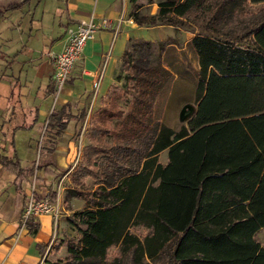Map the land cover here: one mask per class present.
Returning <instances> with one entry per match:
<instances>
[{
  "label": "trees",
  "instance_id": "obj_1",
  "mask_svg": "<svg viewBox=\"0 0 264 264\" xmlns=\"http://www.w3.org/2000/svg\"><path fill=\"white\" fill-rule=\"evenodd\" d=\"M130 3L129 17L139 26L177 29L193 21L205 30L191 39L195 107L179 129L153 120L172 77L161 62L172 39H129L118 70L126 68L125 86L133 92L117 124L122 136L105 139L115 130L114 105L90 115L73 177L78 183L91 177L97 188L67 189L87 203L68 222L84 227L77 240L66 241L64 259L46 264H264V245L255 239L264 228V6L246 11L264 0H147L158 10L145 15L138 0ZM12 7L0 6V14ZM154 43L157 63L142 69L134 53L144 46L153 54ZM71 116L64 108L52 112L48 126L59 134ZM0 163L19 178L32 172H22L14 157L1 156ZM131 225L151 232L140 239ZM111 246L119 254L109 261Z\"/></svg>",
  "mask_w": 264,
  "mask_h": 264
},
{
  "label": "crops",
  "instance_id": "obj_2",
  "mask_svg": "<svg viewBox=\"0 0 264 264\" xmlns=\"http://www.w3.org/2000/svg\"><path fill=\"white\" fill-rule=\"evenodd\" d=\"M7 5L13 7L0 14V157H14L22 172L31 167L32 172L19 178L0 163V264H44L53 256V242L67 229L66 217L76 199L65 201L69 187L64 182L69 178L62 173L75 157V130L111 90L129 39H137L132 37L133 31L143 27L173 30L172 35L157 41L172 39L161 53V62L174 76L178 73L173 71L169 53L191 46L195 33L187 35V30L170 25L135 24L129 17L130 0H0V6ZM90 18L97 23L107 18L109 26L86 42L81 59L54 102L48 53L62 50L68 27ZM175 34H184V46L178 47ZM179 107L181 113L185 104ZM62 108L72 116L62 132L54 131L49 137L46 131H53L49 116ZM82 112L86 114L83 121L79 118ZM21 146L25 147L22 153ZM35 146L38 155L33 160ZM24 153L26 163L22 162ZM31 195L35 199L49 196L53 211L24 222L25 204ZM31 225H37V230Z\"/></svg>",
  "mask_w": 264,
  "mask_h": 264
},
{
  "label": "rangeland",
  "instance_id": "obj_3",
  "mask_svg": "<svg viewBox=\"0 0 264 264\" xmlns=\"http://www.w3.org/2000/svg\"><path fill=\"white\" fill-rule=\"evenodd\" d=\"M139 4H142L143 7L140 9V12L142 14H149L153 12H157L158 7L156 3L148 4L147 0H138ZM264 6V3L260 4H250L246 11L254 13L261 9ZM180 29L187 30V35L191 33H198V32H205L203 27L201 25H198L196 23H193V21L187 22L183 21L179 24ZM173 30L170 27H159V28H138L135 29L132 33L133 38H137V40H147V41H157L165 39L167 36L172 35ZM184 34L181 35L183 37ZM178 34H175V39L179 41V46H184V37L181 38ZM157 44L154 43L153 47V54L148 55L147 50L144 46H141L140 52L134 53L135 59H140L139 63L142 69H145L147 67H151L157 63V58L155 55H157L156 50ZM185 48L183 50H180L178 53H175L171 51L169 53V58L173 61V71L178 73L177 76H174L172 74L171 79L168 81V83L165 85V87L162 89V93L157 98L155 106L152 111L153 120H163L164 124H168L173 127H179L182 124L186 123V118L190 115L191 109L195 106V98H194V86H195V80L196 77V69L198 67L196 56L194 51L192 50L191 46L185 45ZM155 51V52H154ZM148 57V58H147ZM146 59H149V63H147ZM172 72V71H171ZM129 76L128 71L125 67H122L119 72H117V79L115 83L113 84L110 93L106 96H104L100 103L101 106L98 108H110L112 105H114L113 112L116 114L114 118L111 119V126L114 127L115 130L111 132L108 136L105 137V139L109 143H114L117 140L120 139L122 136V132H119L118 130V123L120 122L121 118L124 117V115L128 112V101L131 99V95L133 92L128 90V88L125 86V77ZM66 83L64 84V86ZM63 86V88H64ZM62 88V91H63ZM54 97H52L53 100ZM185 104V107L180 113L179 106ZM89 119L86 122H81L79 125V128L75 130L74 138L76 140V147L74 148L75 157L72 159V162H70L65 170L62 171V173H67V176L69 180H65L64 184L65 186L69 187V189L77 190L84 193L91 194L96 188L97 185L95 184V180L91 177H86L83 179L81 183H78L74 180L73 172L75 170V167L77 165L76 159L79 154V146L82 147L88 143L87 138V132L90 127ZM54 130H47L46 133L49 137L52 136ZM43 145L44 141L42 142ZM23 146L19 147L20 152H24ZM38 151L37 147H33L32 156L33 160L37 159ZM26 154L24 153L22 155V162L26 163V159L24 158ZM80 156V154H79ZM158 161L162 164L166 163L167 161V151L164 150L159 153L158 155ZM40 163V162H39ZM92 169V168H90ZM59 180V179H58ZM67 190H65V201L69 200L71 198H76L73 201L72 208H70V211L68 212V216L66 217L67 221V229L62 233V235L57 238L52 246V255L48 260L49 263L55 262L59 259H64L66 254V241L68 239H75L77 240L80 236V233L78 231V227H84L82 225L78 226L76 224L72 225L68 222L69 219L76 222L72 216L74 211L82 210L87 206V203L79 197H70L66 194ZM130 232L137 235L140 239H143L146 235L150 234L151 229L146 228L141 225H131ZM255 239L261 244L264 245V228H261L256 234ZM119 254V247L118 246H111L108 250V257L107 259L110 261L115 256ZM44 264L46 262L44 261ZM153 264V263H149ZM157 264V263H154Z\"/></svg>",
  "mask_w": 264,
  "mask_h": 264
},
{
  "label": "built area",
  "instance_id": "obj_4",
  "mask_svg": "<svg viewBox=\"0 0 264 264\" xmlns=\"http://www.w3.org/2000/svg\"><path fill=\"white\" fill-rule=\"evenodd\" d=\"M109 21L102 18L100 22H94L92 18L88 20H80L74 27L66 29V43L62 50L57 53H48L53 65L52 79L54 82V91L52 93L54 102L58 95L62 92V88L77 61L83 54L86 42L91 39L100 29L107 28ZM95 74V73H94ZM53 207L49 196L35 199L30 196L25 204L23 220L27 222L30 217H37L42 214L50 213Z\"/></svg>",
  "mask_w": 264,
  "mask_h": 264
}]
</instances>
